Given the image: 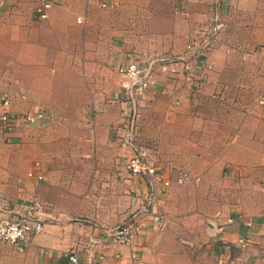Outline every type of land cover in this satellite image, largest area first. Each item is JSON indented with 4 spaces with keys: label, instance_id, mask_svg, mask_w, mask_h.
<instances>
[{
    "label": "crops",
    "instance_id": "obj_1",
    "mask_svg": "<svg viewBox=\"0 0 264 264\" xmlns=\"http://www.w3.org/2000/svg\"><path fill=\"white\" fill-rule=\"evenodd\" d=\"M53 1L40 17L39 0H0V60L8 59L7 73L13 69L8 84L19 82L36 103L64 109L52 122L44 115L19 124V147L0 148V205L37 197L47 210L43 231L24 251L0 241V264H264L263 36L256 44L249 27L240 37L221 32L218 39L226 40L204 63L192 59V78L179 62L177 72L159 71L157 89L143 92L142 140L171 185L163 193L156 181L160 218H144L134 258L126 245L88 244L139 208L149 191L146 179L125 167L127 150L113 130L127 105L118 101L128 83L120 69L134 52L185 53L212 20L213 0ZM237 2L222 0L230 13ZM233 39L248 40L236 47ZM53 127L56 133L43 137ZM36 160L45 175L38 184L28 175ZM181 170L189 183L176 181ZM246 234L249 242L240 246Z\"/></svg>",
    "mask_w": 264,
    "mask_h": 264
},
{
    "label": "built area",
    "instance_id": "obj_2",
    "mask_svg": "<svg viewBox=\"0 0 264 264\" xmlns=\"http://www.w3.org/2000/svg\"><path fill=\"white\" fill-rule=\"evenodd\" d=\"M53 0H39L36 11L40 17H47L48 10L53 6ZM80 20V17H78ZM208 29H203L199 38L191 40L187 44L186 52L172 57L169 55H139L131 53L130 60L121 67L120 71L128 78V83L124 85L123 95L118 99L127 105L122 107V120L113 125V130L122 148L126 151L125 167L132 174L143 176L149 185L147 195L143 197L140 207L132 211L120 223L104 228V235L94 234L88 244L90 247L103 249L107 246L126 245L131 248V255L135 258L137 251L134 237L143 229L144 218L151 215L158 220V210L155 208L156 181L162 185L161 192L166 193L171 185L170 179L160 177L149 145L143 142L140 125V101L142 94L149 89H157V74L160 70L177 72V63L183 62L182 72L189 78L193 77L191 72V61L194 58L201 59L204 63L208 51L214 42L219 38L221 31L225 28V21L215 13L210 20ZM0 119L6 136L10 137L12 131L21 123L31 124L45 115L41 109L28 111L18 117L11 112L10 98L1 97ZM264 102V99L262 100ZM28 175L38 184L44 180L42 162L34 161V167ZM188 171L181 170L177 173L176 181L179 184H187L191 181ZM47 219V210L37 197L31 198L25 203L17 205H0V241L10 242L20 250L24 251L32 242V237L43 231ZM253 220L248 221L251 226ZM223 227H220L222 229ZM249 236L242 235L239 238V245L246 246ZM119 255V252L115 253ZM99 258H104V253L99 254ZM73 262H78L77 255L71 256ZM92 260V259H91Z\"/></svg>",
    "mask_w": 264,
    "mask_h": 264
},
{
    "label": "rangeland",
    "instance_id": "obj_3",
    "mask_svg": "<svg viewBox=\"0 0 264 264\" xmlns=\"http://www.w3.org/2000/svg\"><path fill=\"white\" fill-rule=\"evenodd\" d=\"M237 4H238V7H236V10L230 13L229 7L227 5L222 4V0L212 1L211 10L214 11L213 16L215 15V13H218L219 16L223 18L225 21V28L221 32H223L224 34L234 32L236 35L240 37L243 33V30H245L244 28L249 27L248 36L251 38H254L253 39L255 41L254 43L258 44L261 37L263 36L264 38V0H238ZM246 7H249L247 12L244 11ZM213 16H212V19H213ZM229 16L231 17V20H228ZM209 20L211 19L209 18ZM229 22H231L232 26H230ZM210 25H211V21L210 22L208 21V23L205 24L204 28L208 29ZM220 35H219V38H220ZM220 40L225 41L226 39H217L216 42H214L212 48L215 46V44L218 41L220 42ZM246 40L248 39H233V40H230V42L231 41L233 42L232 44L233 46L241 47L244 45L243 41L245 42ZM8 68H9L8 59L0 60V99H1L2 94H4V92L9 93V94L10 92L12 93V95L10 94V97L8 96L11 101L10 108H11L12 113L17 114V116L20 117L24 115V113L40 107L38 109H42L45 112V116L46 115L48 116L46 120H51V122H52V119H56L57 116H60L62 114L61 110H64V109L53 108L48 102L44 103L43 101H40L36 103L33 100V98H31L32 95L30 96L28 89L20 88L21 84L19 82H18V85H19L18 87L16 84H14V88L10 86V84H8V81H12L11 72H13V69L11 70L10 73H7ZM0 111H1V105H0ZM1 125L3 127V124H1L0 122V126ZM19 126L24 127L25 125H19ZM56 128L57 127L49 128L45 136L43 137L50 138V133H52V131L56 133ZM15 133L16 131H14L10 135L11 138H5L8 136H6V133L4 132V130H2V139H0L1 149L4 146L7 148L8 147H12V148L19 147L18 142H15L13 140L14 137H17ZM29 135L34 136V132L33 131L29 132ZM7 139H12L11 145H8Z\"/></svg>",
    "mask_w": 264,
    "mask_h": 264
}]
</instances>
